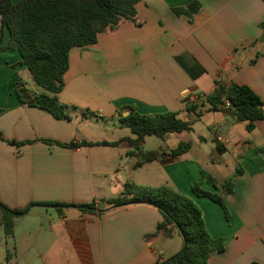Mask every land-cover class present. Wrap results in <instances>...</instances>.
Returning <instances> with one entry per match:
<instances>
[{
  "label": "crops",
  "instance_id": "1",
  "mask_svg": "<svg viewBox=\"0 0 264 264\" xmlns=\"http://www.w3.org/2000/svg\"><path fill=\"white\" fill-rule=\"evenodd\" d=\"M193 1L199 9L191 18L174 13ZM20 61L17 51H0V203L20 210L46 202L95 207L30 206L14 219L16 257L24 243H34L33 251L47 243L56 254L67 250L76 264H157L171 258L178 248L171 254L173 248L163 243L168 237L155 235L162 221L156 208L107 206L131 183L166 187L193 200L209 236L224 240V249L211 253L207 264H264V120L248 131L231 116L223 126L208 128L209 135L183 142L190 149L182 154L139 166L128 143L119 142L136 135L118 121L124 106L142 115L187 114L198 121L203 112H214L204 96L217 81L249 87L264 105V0H140L134 21L99 34L94 45L70 50L64 86L56 94L38 87ZM41 93L67 106V118L32 106ZM189 105L195 112H187ZM180 134L159 138L157 150H147L145 137L141 150L168 153L182 143ZM202 173L219 184L230 181V193L201 184L222 198L227 214L192 193ZM32 208L37 211L25 219Z\"/></svg>",
  "mask_w": 264,
  "mask_h": 264
},
{
  "label": "trees",
  "instance_id": "2",
  "mask_svg": "<svg viewBox=\"0 0 264 264\" xmlns=\"http://www.w3.org/2000/svg\"><path fill=\"white\" fill-rule=\"evenodd\" d=\"M140 0H0V51L13 50L20 55V64L25 66L32 81L41 89L56 94L64 86L63 75L68 69L69 52L73 48H84L96 43L99 34L114 30L122 21H134L136 4ZM199 9L193 1L184 8L174 9L176 15L191 18ZM8 35L4 45L5 36ZM14 91L16 88L14 86ZM18 97L20 98L19 94ZM32 106L43 109L56 119L67 118V106L58 103L54 96L41 93L33 96ZM23 101V100H22ZM210 111L230 112L236 121L245 122L248 131L254 123L264 120V105L260 98L247 86L215 82L213 92L204 96ZM229 103V106H226ZM196 106H187V112H195ZM128 111L125 117L121 113ZM200 117V115H197ZM118 121L136 135L126 141L138 160L135 166L157 160L163 156L176 157L190 149L189 143H180L174 150L165 153L143 152L141 146L145 137L163 138L168 134L190 132L192 122L183 121L175 113L142 115L133 107L124 106ZM112 143L111 145H117ZM219 152L224 149L216 142ZM106 145V143H71L70 147ZM202 182L211 184L230 193V181L219 184L209 175L202 173L200 180L191 187L196 196L206 197L220 205L225 214L227 209L222 198L201 189ZM110 207L128 205H150L162 215L155 235L163 234L171 238L177 234L182 240L183 250L171 258L157 264H207L213 252H221L222 238L213 239L206 231L202 213L193 200L169 188H146L127 183L123 191L106 202ZM33 205L76 207L82 211H92L94 203L88 205H67L59 203H31L25 209H9L0 203V226L6 237H13L14 219L26 213ZM250 264H257L252 262Z\"/></svg>",
  "mask_w": 264,
  "mask_h": 264
},
{
  "label": "rangeland",
  "instance_id": "3",
  "mask_svg": "<svg viewBox=\"0 0 264 264\" xmlns=\"http://www.w3.org/2000/svg\"><path fill=\"white\" fill-rule=\"evenodd\" d=\"M25 80V79H24ZM15 88L16 85L14 84ZM13 86V88H14ZM17 90V88H16ZM203 118H201L198 121H195V116L193 115H187L184 114V116H181L180 119L188 122H192L191 128H193V131L191 132H182L179 137L182 140V142H194L199 136H201L202 133H205L206 135H209L210 130L208 128H217V126H223L224 121H231V114L230 112H203ZM222 132V129L220 130ZM146 142V148L147 150H157L159 145H161V140L159 138L150 136L145 138ZM37 211V209L32 208L30 210V213L28 216H26L25 219H28L29 217L32 218L34 213ZM51 213H53L52 210H49ZM181 238L175 234V236L172 239H164L165 245H168L169 247L173 248L171 250L174 252L176 248H178V253L181 250ZM27 244L24 251L17 252L18 257L14 255V243L13 239L10 237L4 236V234H0V264H31L34 259L38 262V264H76L72 256L70 257L67 254V250L62 248V252L55 253L53 249L51 250V246L47 243H42L43 246H40V250L38 251L35 249V251L32 250L31 246L34 243H24ZM41 244V243H38ZM180 246V247H179ZM37 251V252H36ZM54 253L56 256H50L51 253ZM170 252V251H169ZM11 253L12 257L11 259L7 258V254ZM39 253L42 255V259L35 258V255ZM174 253V255L176 254ZM168 254V253H167ZM21 256H23L21 258ZM17 262V263H16Z\"/></svg>",
  "mask_w": 264,
  "mask_h": 264
},
{
  "label": "water",
  "instance_id": "4",
  "mask_svg": "<svg viewBox=\"0 0 264 264\" xmlns=\"http://www.w3.org/2000/svg\"><path fill=\"white\" fill-rule=\"evenodd\" d=\"M125 115H127V113H125ZM182 250H183V246H182L181 250L178 253H176L175 255L179 254Z\"/></svg>",
  "mask_w": 264,
  "mask_h": 264
},
{
  "label": "built area",
  "instance_id": "5",
  "mask_svg": "<svg viewBox=\"0 0 264 264\" xmlns=\"http://www.w3.org/2000/svg\"><path fill=\"white\" fill-rule=\"evenodd\" d=\"M226 106L228 107L229 106V103H226Z\"/></svg>",
  "mask_w": 264,
  "mask_h": 264
}]
</instances>
